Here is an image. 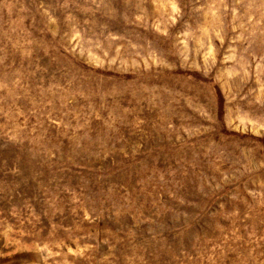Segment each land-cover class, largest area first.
<instances>
[{
    "label": "rangeland",
    "instance_id": "374dc122",
    "mask_svg": "<svg viewBox=\"0 0 264 264\" xmlns=\"http://www.w3.org/2000/svg\"><path fill=\"white\" fill-rule=\"evenodd\" d=\"M0 264H264V0H0Z\"/></svg>",
    "mask_w": 264,
    "mask_h": 264
}]
</instances>
